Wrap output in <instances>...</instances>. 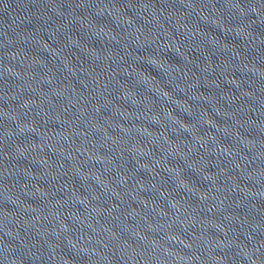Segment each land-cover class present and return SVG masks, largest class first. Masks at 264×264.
Masks as SVG:
<instances>
[{
  "label": "water",
  "instance_id": "water-1",
  "mask_svg": "<svg viewBox=\"0 0 264 264\" xmlns=\"http://www.w3.org/2000/svg\"><path fill=\"white\" fill-rule=\"evenodd\" d=\"M0 264H264V0H0Z\"/></svg>",
  "mask_w": 264,
  "mask_h": 264
}]
</instances>
